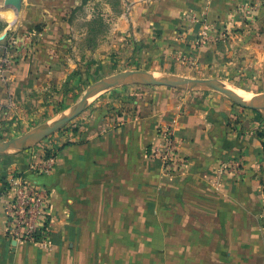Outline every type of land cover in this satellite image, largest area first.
Segmentation results:
<instances>
[{"label":"crops","instance_id":"1","mask_svg":"<svg viewBox=\"0 0 264 264\" xmlns=\"http://www.w3.org/2000/svg\"><path fill=\"white\" fill-rule=\"evenodd\" d=\"M129 1L95 48L96 69L226 79L249 68V54L252 68L264 66V10L255 20L237 11L248 0ZM68 31L45 32L27 59L0 70V115L52 109L72 70L57 44ZM85 117L47 146L56 156L50 174L32 170L44 147L0 156L1 182L21 174L47 189L52 207L49 246L21 243L5 236L8 197L0 196V264H264V110L143 90L103 97ZM166 126L189 159L174 175L147 157ZM234 158L242 175L219 174Z\"/></svg>","mask_w":264,"mask_h":264},{"label":"rangeland","instance_id":"2","mask_svg":"<svg viewBox=\"0 0 264 264\" xmlns=\"http://www.w3.org/2000/svg\"><path fill=\"white\" fill-rule=\"evenodd\" d=\"M5 0H0V48L4 54L8 48H15L16 54L29 55L34 52L35 45L39 44L45 32L56 28L68 29V33L61 36L59 45L63 46L68 62L72 66L68 75L67 84L57 91V99L50 103L52 109L26 108L16 114L4 113L0 115V145L24 137L28 134L43 132L61 120L67 118L79 106L90 89L96 87L101 81L115 77L170 79L185 78L197 81H217L221 86L231 87L240 94L239 97L249 100L254 96H264V66L252 68L256 63L252 55L246 65L249 68L232 69L231 76L227 78L202 74H158L153 71H135V69L122 64L121 67L100 65L95 68V48L105 39L110 27L119 15L127 12L132 2L129 0H22L21 10L12 17L13 24L5 18L9 10H4ZM264 10V0H248L243 6L238 7L240 18L248 16L255 20L258 13ZM9 23V26H8ZM239 32V31H238ZM229 35L228 37H230ZM13 40L17 43H13ZM103 41V40H102ZM30 42H32L31 45ZM29 45V46H28ZM3 54L0 56V62ZM28 57V56H27ZM253 57V58H251ZM247 58V57H246ZM245 59V58H241ZM254 61V62H253ZM16 65V64H15ZM0 63V70L2 71ZM241 70L243 72H241ZM236 71V74L234 73ZM228 89V88H227ZM169 90L181 95L201 96L211 94L227 98L223 93L210 89L174 88L168 86L115 83L105 85V88L93 94L82 112L47 138L15 147L14 150H1L0 156H17L28 152L40 150L42 147H53L66 132L78 131L81 125L89 123L90 118L85 117V112L101 98L125 92ZM230 90V89H229ZM244 95V96H243ZM246 96V97H245ZM248 97V98H247ZM237 105V104H236ZM5 112V110H1ZM9 111V110H8Z\"/></svg>","mask_w":264,"mask_h":264},{"label":"built area","instance_id":"3","mask_svg":"<svg viewBox=\"0 0 264 264\" xmlns=\"http://www.w3.org/2000/svg\"><path fill=\"white\" fill-rule=\"evenodd\" d=\"M13 43L17 41L13 40ZM31 44L32 42L29 45ZM15 52L16 49L11 47L3 54L0 62L2 71L20 60L27 59L30 55H14ZM158 137L160 144L147 150V157L161 163L163 171L168 175L183 172L188 166L189 159L180 151L179 140L173 128L161 127L158 130ZM46 151H48L47 147L40 162L32 165V170H39L45 175L53 172L56 165V156L53 153L47 154ZM243 168V161L234 158L223 162L218 172L223 176H240ZM0 196L8 197V202L4 206L5 236L13 241L48 247L52 207L51 196L47 189L30 182L21 174L14 173L6 177L4 181H0Z\"/></svg>","mask_w":264,"mask_h":264},{"label":"water","instance_id":"4","mask_svg":"<svg viewBox=\"0 0 264 264\" xmlns=\"http://www.w3.org/2000/svg\"><path fill=\"white\" fill-rule=\"evenodd\" d=\"M5 8H12L15 11V14L18 15L21 6H22V0H5ZM115 83H127V84H143V85H157V86H168V87H174V88H194V89H210L214 90L220 93L225 94L228 96L233 102H235L237 105L247 108V109H255V110H264V102H259L256 104L247 103L241 99L237 94H235L233 91L221 86L217 81H197V80H190L185 78H170V79H148V78H129V77H115L110 78L104 81H101L96 87L93 89H90L87 93V95L83 98L79 106L72 112L71 115H69L67 118L61 120L59 123L54 125L53 127L43 131V132H37L28 134L24 137L15 139L11 142H8L6 144L0 145V151L1 150H12L13 148L17 146H21L24 144H29L35 141L42 140L44 138H47L57 130L61 129L65 124H67L70 120H72L74 117H76L78 114L82 112V109L87 106L88 99L95 94L96 92L101 91L105 88V85L109 84H115Z\"/></svg>","mask_w":264,"mask_h":264},{"label":"bare ground","instance_id":"5","mask_svg":"<svg viewBox=\"0 0 264 264\" xmlns=\"http://www.w3.org/2000/svg\"><path fill=\"white\" fill-rule=\"evenodd\" d=\"M4 10H9V12H13V13H10L9 16H7L5 19L10 22L11 24H13V20H12V17H14V14H15V11L12 9V8H6ZM8 26H9V23H8ZM228 89H230L231 91H233L235 94H240L238 91H235L234 89H232L231 87H228L226 86ZM241 95V94H240ZM244 96V95H243ZM246 97V96H245ZM248 98V97H247ZM242 99V98H241ZM249 99L251 101H247L245 99H242L243 101L247 102V103H252V104H256V103H259V102H264V96L261 97V98H258V97H254V96H251L249 97ZM15 148H13L12 150H14Z\"/></svg>","mask_w":264,"mask_h":264}]
</instances>
